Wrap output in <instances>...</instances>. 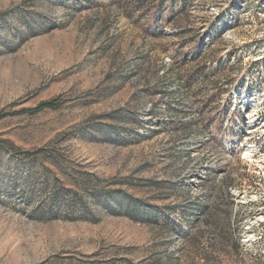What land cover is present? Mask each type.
<instances>
[{"label": "rangeland", "instance_id": "obj_1", "mask_svg": "<svg viewBox=\"0 0 264 264\" xmlns=\"http://www.w3.org/2000/svg\"><path fill=\"white\" fill-rule=\"evenodd\" d=\"M126 1L0 0V264H264V0Z\"/></svg>", "mask_w": 264, "mask_h": 264}, {"label": "trees", "instance_id": "obj_2", "mask_svg": "<svg viewBox=\"0 0 264 264\" xmlns=\"http://www.w3.org/2000/svg\"><path fill=\"white\" fill-rule=\"evenodd\" d=\"M146 0H129V1H126V6L127 8L131 9L133 7H138L139 5V2H144ZM43 106H46V107H53L54 106V101L52 100H48V101H45L43 103H40L37 108H42ZM3 115L0 114V118L2 117Z\"/></svg>", "mask_w": 264, "mask_h": 264}, {"label": "bare ground", "instance_id": "obj_3", "mask_svg": "<svg viewBox=\"0 0 264 264\" xmlns=\"http://www.w3.org/2000/svg\"><path fill=\"white\" fill-rule=\"evenodd\" d=\"M263 218V217H262Z\"/></svg>", "mask_w": 264, "mask_h": 264}]
</instances>
